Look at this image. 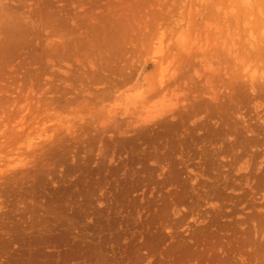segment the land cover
<instances>
[{"label": "rangeland", "instance_id": "obj_1", "mask_svg": "<svg viewBox=\"0 0 264 264\" xmlns=\"http://www.w3.org/2000/svg\"><path fill=\"white\" fill-rule=\"evenodd\" d=\"M0 264H264V0H0Z\"/></svg>", "mask_w": 264, "mask_h": 264}]
</instances>
